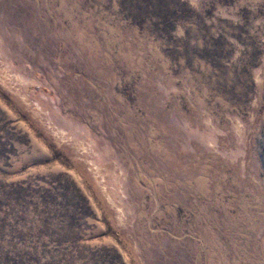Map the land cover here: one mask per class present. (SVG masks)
Returning a JSON list of instances; mask_svg holds the SVG:
<instances>
[{
	"label": "rangeland",
	"instance_id": "rangeland-1",
	"mask_svg": "<svg viewBox=\"0 0 264 264\" xmlns=\"http://www.w3.org/2000/svg\"><path fill=\"white\" fill-rule=\"evenodd\" d=\"M0 264H264V0H0Z\"/></svg>",
	"mask_w": 264,
	"mask_h": 264
}]
</instances>
